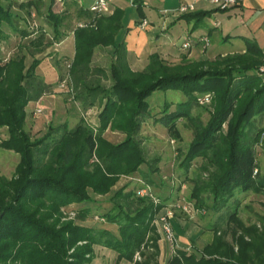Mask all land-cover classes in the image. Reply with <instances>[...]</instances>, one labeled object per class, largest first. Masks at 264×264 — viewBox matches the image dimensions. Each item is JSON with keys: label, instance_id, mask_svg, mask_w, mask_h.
<instances>
[{"label": "trees", "instance_id": "1", "mask_svg": "<svg viewBox=\"0 0 264 264\" xmlns=\"http://www.w3.org/2000/svg\"><path fill=\"white\" fill-rule=\"evenodd\" d=\"M40 1L27 0L19 6L28 7L29 14L31 8L38 10ZM49 1L44 23L58 39L63 17L52 10L54 0ZM132 5L144 19L145 0H132ZM11 7L10 0H0V43L4 38L2 24L19 29ZM211 12L198 10L181 17L203 19ZM123 15V9L116 6L105 16L90 11L87 22L73 29L74 53L68 74L83 109L98 105L93 127L80 119L73 127L67 123L49 125L41 137H32L25 129L27 103L39 101L52 88L35 72L40 62L36 55L50 43L42 28L29 41L33 48L30 65H25L23 55L0 59V128L8 132L0 146L19 154L14 175H0V264H90L95 245L113 250L119 260L128 262L141 247L151 245L150 255L143 251L144 260L134 264H151L157 259L160 235L153 219L165 206L163 199L154 204L148 195L114 191L108 197L111 208L100 215L117 226V234L105 227L61 221L60 208L93 203L90 192L98 196L110 193L120 175L139 173L145 186L153 185L151 175L158 168L142 170L146 160L134 135L144 118L151 116L147 98L156 90L169 89L182 92L187 99L173 109L172 103L165 102L155 122L173 137L178 136L179 118L192 123L194 138L182 167L188 170L195 158L203 159L207 177L197 184L193 195L207 191L211 198L209 211L219 213L221 218L227 213V221L235 223L231 233L237 248L213 223L212 241L199 250V257L198 253L175 248L165 264H264V226L244 225L237 217V204L228 209L238 192L264 194V172L260 171L254 149L264 135V126L257 125L264 118V76L259 72L264 54L250 40L245 41L243 52L211 60L184 58L171 64L153 52L146 66L134 71L127 60ZM20 34L23 38L31 32L21 29ZM97 47L111 48L108 70L92 66ZM102 78L110 84H102ZM203 93L213 94L205 124L195 121L191 114L197 94ZM108 126L125 133L124 140L115 144L104 138ZM78 212L84 219L90 209L86 206Z\"/></svg>", "mask_w": 264, "mask_h": 264}, {"label": "rangeland", "instance_id": "2", "mask_svg": "<svg viewBox=\"0 0 264 264\" xmlns=\"http://www.w3.org/2000/svg\"><path fill=\"white\" fill-rule=\"evenodd\" d=\"M7 0H3L6 3ZM12 7L10 10L17 18L18 30L12 29L8 24H2L4 38L0 43V59L5 61L12 56H25V65L28 66L33 61L31 51L32 46L29 41L37 37L40 28L45 31L47 46L41 53L36 55L40 60L38 66L35 68L37 76L44 79L47 83L52 85L50 93L45 94L39 102H28L25 108L26 120L25 129L30 132L32 137H41L43 133L48 130L49 125H59L67 123L69 127H73L80 121V119L89 126H95L97 122L98 105L89 109H83L80 101L76 98V91L73 90L70 76L68 74V65L74 53V38L73 29L76 26H81L87 22L84 19L85 12H90L89 8L95 0H54L52 10L62 15L63 21L60 27L61 36L58 39L54 38L52 28L47 25L45 20L46 10L49 8V0H41L38 10L31 8L29 14L27 8H21L19 4L27 0H10ZM170 1L178 0H146L149 3L147 13L149 17L152 15L154 8H160L163 4ZM121 6L124 11L122 18L123 28L132 19H137L139 16L135 7H133L131 0H111ZM167 4V5H168ZM114 5L112 4V8ZM84 10V11H82ZM113 10V9H112ZM25 29L31 34L27 37H21L20 30ZM68 37V38H67ZM53 38V39H51ZM51 39V40H50ZM178 44L181 42L178 41ZM157 54L159 52L154 51ZM160 56V54H159ZM161 57V56H160ZM162 59V57H161ZM165 60V59H164ZM112 61L111 48L107 49L97 47L92 58V66H101L108 70ZM166 61V60H165ZM63 82V85H60ZM102 84L108 86L110 81L102 78ZM211 100L209 102L199 103L198 98L203 94H197V104L193 107L192 118L195 121L206 123L210 110H212ZM187 97L180 91L176 90H156L150 97L147 98L149 103L150 115L144 118L138 133L134 135L138 144L143 150L146 162L141 165L142 170L148 171L149 167H157L158 171L151 175L153 178V185L145 186L141 180L139 173L132 175H120L119 179L111 188L110 193L106 195L93 194L90 192L93 203H74L72 205L63 206L60 208L62 215L61 221L73 220L76 223L83 225L96 226L98 228L105 227L117 234V226L107 222L101 217V213L111 208L108 202V197L112 196L114 191L123 189V192L135 191L139 197L148 195L155 203L159 199H163L165 206L157 213L153 219L154 226L160 235L159 241L169 243V240L164 237L162 231V221L160 218L167 212H172L173 216L170 218V223L173 229L174 240L171 241L175 248H183L188 252L198 253L199 250L206 244L212 241L213 230L212 224L216 223L217 230L224 235L226 240L237 248L236 242L231 231L234 230L235 223L227 221V213L221 214L210 212L208 205L211 204V198L207 191H201L195 197L198 183L205 180L207 172L203 170V159L201 157L195 158L192 161L188 170L182 167V160L186 150L194 138V127L192 123L184 117L176 121V128L178 136L173 137L167 129L158 122H155V117L159 116L163 104L165 102L172 103L171 109L176 103L186 100ZM36 109H41L40 113H36V117H31L30 114ZM258 127L264 126V118L258 120ZM103 136L110 143H119L124 140L125 133L118 129H111L109 126L103 131ZM8 132L6 128L0 129V141L7 138ZM261 142L254 147L260 171L264 172V135ZM19 162V154L12 150H7L0 146V175L10 178L14 175V170ZM199 197V199H198ZM229 211L237 204L238 219L244 225L257 224L262 228L264 226V194H256L250 191L238 192L234 198L230 200ZM88 206L90 212L86 218H79V209ZM221 218V219H220ZM217 219H219L217 221ZM219 233V232H218ZM180 236L188 237L189 241L182 245ZM248 238L247 236H245ZM170 244V243H169ZM153 250L151 245H146L137 250L130 262L126 260H119L116 252L113 250L95 245L94 255L90 264H134L144 260L145 255H150ZM143 251L145 255H143ZM174 254V252H173ZM170 258L166 255L165 258L159 253L157 259L151 264H165Z\"/></svg>", "mask_w": 264, "mask_h": 264}, {"label": "crops", "instance_id": "3", "mask_svg": "<svg viewBox=\"0 0 264 264\" xmlns=\"http://www.w3.org/2000/svg\"><path fill=\"white\" fill-rule=\"evenodd\" d=\"M190 3L195 6L192 11L212 12L197 20L181 17L183 13L179 12V6ZM112 4L113 7L121 8L116 3ZM145 4L144 19H132L123 32L127 60L134 71L142 70L149 61V54L154 51L159 52L168 63L177 64L184 58L190 61L211 60L219 55L241 53L246 48L245 41L250 40L264 54V0H243L240 5L223 10L209 0L170 1L169 4H163L161 10L154 8L150 17L146 11L149 6L146 0ZM85 13L84 19H88L90 12ZM142 20L147 22L144 27L140 26ZM178 41L181 43L178 44ZM186 42L189 45L184 47L183 43ZM30 116L36 117L33 111ZM180 240L183 246L189 241L188 237L182 236ZM169 243L160 241L162 258L166 255L171 257L175 250V245Z\"/></svg>", "mask_w": 264, "mask_h": 264}, {"label": "built area", "instance_id": "4", "mask_svg": "<svg viewBox=\"0 0 264 264\" xmlns=\"http://www.w3.org/2000/svg\"><path fill=\"white\" fill-rule=\"evenodd\" d=\"M212 4H214L216 7L220 8V9H227L230 8L232 6H236L239 5L241 3V1L243 0H209ZM112 2L111 0H95L94 3L91 5V7L89 8V11H91L92 13L96 14V15H107L110 14L112 12ZM195 9L194 4L190 3V4H184L179 6L178 10L180 13H185V12H189ZM147 25L146 20H142L140 26L144 27ZM205 43L207 44V40L205 39ZM189 44L183 43L184 47H187ZM264 60V59H263ZM261 70H259L260 75L264 76V62L261 65ZM63 85V82L60 84ZM199 103L203 104L204 102H209L211 100V95L206 93V95H203L202 97L198 98ZM41 109H36L34 114L36 113H40ZM173 216L172 212H167L165 213L164 216H162L160 218V220L162 221V231L164 234V237L167 238L169 240V242L174 240V235H173V229L170 223V218Z\"/></svg>", "mask_w": 264, "mask_h": 264}]
</instances>
